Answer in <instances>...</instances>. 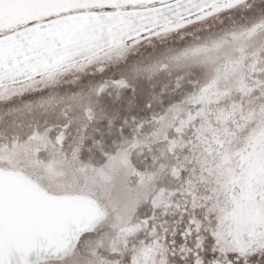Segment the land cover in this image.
Returning <instances> with one entry per match:
<instances>
[{"label": "snow or ice", "instance_id": "1", "mask_svg": "<svg viewBox=\"0 0 264 264\" xmlns=\"http://www.w3.org/2000/svg\"><path fill=\"white\" fill-rule=\"evenodd\" d=\"M0 264H264V0H0Z\"/></svg>", "mask_w": 264, "mask_h": 264}]
</instances>
